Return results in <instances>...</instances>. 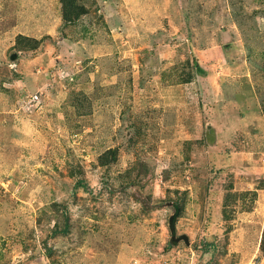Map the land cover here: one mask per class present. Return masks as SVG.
I'll return each instance as SVG.
<instances>
[{
  "label": "rangeland",
  "instance_id": "rangeland-1",
  "mask_svg": "<svg viewBox=\"0 0 264 264\" xmlns=\"http://www.w3.org/2000/svg\"><path fill=\"white\" fill-rule=\"evenodd\" d=\"M76 3L0 0V264H264V0Z\"/></svg>",
  "mask_w": 264,
  "mask_h": 264
},
{
  "label": "water",
  "instance_id": "water-1",
  "mask_svg": "<svg viewBox=\"0 0 264 264\" xmlns=\"http://www.w3.org/2000/svg\"><path fill=\"white\" fill-rule=\"evenodd\" d=\"M15 57H16V55L12 56V58H15ZM139 197L147 209H153V208L162 207V206H167L169 208H172L173 210L176 209V203H175V201H172V200L163 201V202H159V203H153L150 200H148L144 194H139ZM171 240L174 243L184 241L185 244L188 246H190L192 243L190 237L186 233L173 234L171 236Z\"/></svg>",
  "mask_w": 264,
  "mask_h": 264
},
{
  "label": "trees",
  "instance_id": "trees-1",
  "mask_svg": "<svg viewBox=\"0 0 264 264\" xmlns=\"http://www.w3.org/2000/svg\"><path fill=\"white\" fill-rule=\"evenodd\" d=\"M65 7H66V9L68 11H72L73 12V11H76V9L80 8L81 5L80 4H77L76 3V0H66ZM67 18H69V17H67ZM87 186L88 185L84 181H82V180L77 181L76 184H75V187H84V188H87ZM176 209L174 210L172 217H177L178 216V211ZM65 218H66V221H65L64 227L62 228V230H57V228H56L54 230L55 233H63V234H66V233L69 232V230H70L69 216L66 215ZM173 221H175V219H172V218H170L169 221H168L169 226L172 227V228H173V223H174ZM263 247H264V242H263Z\"/></svg>",
  "mask_w": 264,
  "mask_h": 264
},
{
  "label": "built area",
  "instance_id": "built-area-1",
  "mask_svg": "<svg viewBox=\"0 0 264 264\" xmlns=\"http://www.w3.org/2000/svg\"><path fill=\"white\" fill-rule=\"evenodd\" d=\"M34 97H35L36 99H39L38 94H35Z\"/></svg>",
  "mask_w": 264,
  "mask_h": 264
}]
</instances>
